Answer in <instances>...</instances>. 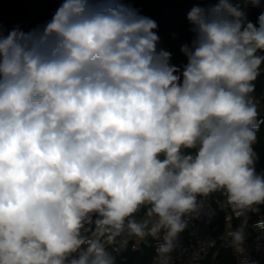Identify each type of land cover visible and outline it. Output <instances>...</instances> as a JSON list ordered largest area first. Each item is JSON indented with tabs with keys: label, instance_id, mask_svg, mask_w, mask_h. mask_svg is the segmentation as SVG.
Returning a JSON list of instances; mask_svg holds the SVG:
<instances>
[{
	"label": "clouds",
	"instance_id": "9594fccd",
	"mask_svg": "<svg viewBox=\"0 0 264 264\" xmlns=\"http://www.w3.org/2000/svg\"><path fill=\"white\" fill-rule=\"evenodd\" d=\"M186 19L181 64L132 0H61L42 25L0 29V264H117L122 237L173 264L215 193L244 245L264 215V0H198Z\"/></svg>",
	"mask_w": 264,
	"mask_h": 264
},
{
	"label": "trees",
	"instance_id": "16d2710c",
	"mask_svg": "<svg viewBox=\"0 0 264 264\" xmlns=\"http://www.w3.org/2000/svg\"><path fill=\"white\" fill-rule=\"evenodd\" d=\"M61 0H0V29L6 35L14 26L19 25L24 31H29L37 25L50 20ZM198 0H132L133 6L141 11L142 15L154 19L158 24L160 47L173 53V64L186 62L180 52V46L190 43L192 36L189 32V23L186 19L188 11ZM259 10L249 9L250 18L255 21ZM255 98L259 101L264 114V69L255 81ZM259 155L257 169H264V125L258 132V141L254 145ZM220 197L218 193L208 198ZM252 218L255 215L251 214ZM236 223V219H233ZM232 221L233 224H235ZM224 227V216L219 212L213 223V233L218 235ZM218 261L220 264H234L233 256L226 245L217 243ZM119 264H151L153 249L151 246H141L138 249L128 247L125 251L111 249Z\"/></svg>",
	"mask_w": 264,
	"mask_h": 264
},
{
	"label": "built area",
	"instance_id": "2783aa9c",
	"mask_svg": "<svg viewBox=\"0 0 264 264\" xmlns=\"http://www.w3.org/2000/svg\"><path fill=\"white\" fill-rule=\"evenodd\" d=\"M258 106L264 116L260 104ZM224 204V197L207 198L200 217L191 220L188 229L181 234V246L172 254L173 264H220L219 250L216 248L218 242L229 248L234 264H241L245 259L264 264V231L254 226L257 220L264 219V215L258 213L254 218L250 215L245 226V243L239 248H234L230 246V238L226 234L244 223V217H237L230 208L224 207ZM219 212L223 213L224 227L215 235L212 227ZM233 219H236V224L232 223ZM149 238V245L153 249L152 262L157 241Z\"/></svg>",
	"mask_w": 264,
	"mask_h": 264
},
{
	"label": "crops",
	"instance_id": "0c3cea01",
	"mask_svg": "<svg viewBox=\"0 0 264 264\" xmlns=\"http://www.w3.org/2000/svg\"><path fill=\"white\" fill-rule=\"evenodd\" d=\"M233 222L235 223V221H233ZM122 238H126L128 240L126 241V243H124V245L122 247H120L119 243H117V245L115 246V248L117 250H119V251H125L128 247H130L131 249H138L141 246H150L149 245L150 238H146V240L143 241V242L138 241L135 237H122ZM218 250H219V248H218Z\"/></svg>",
	"mask_w": 264,
	"mask_h": 264
},
{
	"label": "rangeland",
	"instance_id": "374dc122",
	"mask_svg": "<svg viewBox=\"0 0 264 264\" xmlns=\"http://www.w3.org/2000/svg\"><path fill=\"white\" fill-rule=\"evenodd\" d=\"M127 240H128V239H126V238H120V239L118 240V243H119L120 247H122V246L124 245V243H126Z\"/></svg>",
	"mask_w": 264,
	"mask_h": 264
},
{
	"label": "water",
	"instance_id": "95a60500",
	"mask_svg": "<svg viewBox=\"0 0 264 264\" xmlns=\"http://www.w3.org/2000/svg\"><path fill=\"white\" fill-rule=\"evenodd\" d=\"M220 197H223L220 193H218ZM261 212H264V206H261ZM257 215V214H254Z\"/></svg>",
	"mask_w": 264,
	"mask_h": 264
}]
</instances>
